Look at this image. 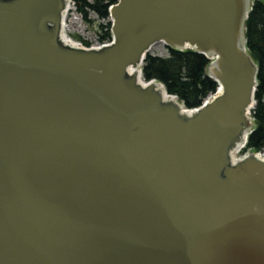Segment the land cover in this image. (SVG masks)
I'll use <instances>...</instances> for the list:
<instances>
[{
	"label": "water",
	"instance_id": "water-1",
	"mask_svg": "<svg viewBox=\"0 0 264 264\" xmlns=\"http://www.w3.org/2000/svg\"><path fill=\"white\" fill-rule=\"evenodd\" d=\"M65 7L0 0V264H264V159L231 157L250 0H119L101 49L65 44ZM158 42L213 60L190 114L139 82Z\"/></svg>",
	"mask_w": 264,
	"mask_h": 264
},
{
	"label": "trees",
	"instance_id": "trees-1",
	"mask_svg": "<svg viewBox=\"0 0 264 264\" xmlns=\"http://www.w3.org/2000/svg\"><path fill=\"white\" fill-rule=\"evenodd\" d=\"M84 19L93 23L90 12L101 19L110 17V8L119 0H76ZM246 37L249 53L259 66L258 86L255 94L256 130L250 135L247 151L264 149V1H258L246 21ZM102 39L111 38V21ZM105 29V27H102ZM168 57L148 53L143 65V78L147 81L156 79L165 84L170 94L177 95L188 108L200 107L219 87L218 82L209 76L211 60L192 49L184 51L170 47ZM245 150V151H246Z\"/></svg>",
	"mask_w": 264,
	"mask_h": 264
},
{
	"label": "rangeland",
	"instance_id": "rangeland-1",
	"mask_svg": "<svg viewBox=\"0 0 264 264\" xmlns=\"http://www.w3.org/2000/svg\"><path fill=\"white\" fill-rule=\"evenodd\" d=\"M90 19L93 20V23H89L88 31L92 32L91 34L94 35L95 38L101 37V35L106 31L108 28V23L110 18L108 19H101L97 16L96 13L90 12L89 14ZM87 24V23H86ZM105 27V29H102ZM69 30H72V27H69ZM71 31H69L70 33ZM73 38L77 39L75 35H72ZM150 54L157 55L160 57H168L169 56V49L163 42L156 43L150 50Z\"/></svg>",
	"mask_w": 264,
	"mask_h": 264
},
{
	"label": "bare ground",
	"instance_id": "bare-ground-1",
	"mask_svg": "<svg viewBox=\"0 0 264 264\" xmlns=\"http://www.w3.org/2000/svg\"><path fill=\"white\" fill-rule=\"evenodd\" d=\"M63 39H64V42L65 44L67 45H70V46H75V47H78L77 43L72 40L69 36H67L65 33L63 34ZM137 73L139 74V82L143 85V86H147V80H144L143 77L141 76V72L140 71H137ZM155 83V82H154ZM155 85L157 86V88L159 89V91H161L162 95H163V98L165 101H173L175 103H179L178 100L171 96L167 91L166 89L164 88L163 85L161 84H158V83H155ZM186 108V107H185ZM188 114L191 113V111H186ZM259 158L263 157L261 156L260 154L258 155ZM235 160H237L235 158ZM236 162V161H234Z\"/></svg>",
	"mask_w": 264,
	"mask_h": 264
},
{
	"label": "built area",
	"instance_id": "built-area-1",
	"mask_svg": "<svg viewBox=\"0 0 264 264\" xmlns=\"http://www.w3.org/2000/svg\"><path fill=\"white\" fill-rule=\"evenodd\" d=\"M67 18L70 24H72L73 27H76L78 32H81L82 34H85V30L81 28V24L79 23V16L76 9V4L73 0L68 1V9H67ZM86 36V35H84ZM95 47H101V44L96 41Z\"/></svg>",
	"mask_w": 264,
	"mask_h": 264
}]
</instances>
